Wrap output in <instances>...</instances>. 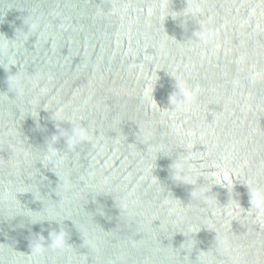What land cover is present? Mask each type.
<instances>
[{
	"label": "water",
	"instance_id": "95a60500",
	"mask_svg": "<svg viewBox=\"0 0 264 264\" xmlns=\"http://www.w3.org/2000/svg\"><path fill=\"white\" fill-rule=\"evenodd\" d=\"M258 189L264 0H0V264H264Z\"/></svg>",
	"mask_w": 264,
	"mask_h": 264
},
{
	"label": "clouds",
	"instance_id": "9594fccd",
	"mask_svg": "<svg viewBox=\"0 0 264 264\" xmlns=\"http://www.w3.org/2000/svg\"><path fill=\"white\" fill-rule=\"evenodd\" d=\"M190 159V157L185 158L184 160L178 162V164L176 165L178 171L182 170L184 164L187 162V160ZM260 198H264V189H258L255 193H254V201L257 204V206H259L260 203Z\"/></svg>",
	"mask_w": 264,
	"mask_h": 264
}]
</instances>
